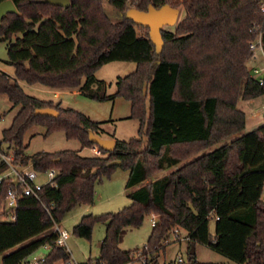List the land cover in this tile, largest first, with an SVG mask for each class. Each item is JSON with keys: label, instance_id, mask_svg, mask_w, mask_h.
Instances as JSON below:
<instances>
[{"label": "trees", "instance_id": "trees-1", "mask_svg": "<svg viewBox=\"0 0 264 264\" xmlns=\"http://www.w3.org/2000/svg\"><path fill=\"white\" fill-rule=\"evenodd\" d=\"M11 1L17 13L2 17L0 40L6 42L5 62L14 67V77L0 70V93L20 108L1 130L0 147L11 150L17 164L57 170L53 185L44 186L33 205L41 212L39 220L59 223L76 205L91 204L95 185L118 166H110L111 161L120 160L119 166L128 169L125 189L131 203L117 212L83 215L73 226L74 235L90 239L93 224H105L99 255L79 264L133 261L136 249L122 250L119 244L128 228L139 227L152 212L157 221L141 249L152 256L145 264L156 263L174 227L187 232L189 252L195 243H204L239 264H264V123L242 133L245 114L237 107L239 99L264 94V83L251 77L247 65L249 43L258 33L264 52V0H69L66 8L45 0ZM150 5L185 8L173 31L161 29L160 52L148 28L125 17L129 8L147 10ZM111 61L136 66L118 77L115 92L107 95L93 88L94 72ZM19 81L78 89L97 101L123 97L130 102V117L139 122L138 136L115 139L113 150L102 149V156L77 150L26 155L24 135L32 126L43 127L44 136L61 130L84 148L94 144L89 132L100 135L102 122L31 96ZM45 107L56 109L58 116L34 113ZM171 167L170 173L151 179ZM4 168L0 165V172ZM11 184L6 179L0 183V218ZM212 217L210 238L206 225ZM43 242L49 250L40 264L70 260L53 238Z\"/></svg>", "mask_w": 264, "mask_h": 264}, {"label": "rangeland", "instance_id": "rangeland-1", "mask_svg": "<svg viewBox=\"0 0 264 264\" xmlns=\"http://www.w3.org/2000/svg\"><path fill=\"white\" fill-rule=\"evenodd\" d=\"M106 9L108 12L110 11L108 5H106ZM112 16L114 18L117 17L115 14H112ZM184 16L185 8L183 5H180L178 7L176 23L171 26L165 25L163 28L173 31L175 25ZM6 59V42L0 40V70L14 77V67L7 64L5 62ZM251 64L252 62L248 61V67ZM135 66L136 64L133 61H111L103 64L94 72L96 81L93 88L107 95L113 94L116 90V79L132 72ZM19 83L24 92L31 96L40 100H51L55 104L58 103L61 108L77 110L93 121L102 122L99 130V134L102 137L109 138L106 136L113 135L117 140H128L138 136L139 122L137 119L130 117V102L123 97L97 101L83 95L78 89L59 90L60 92L54 94L53 89L40 84H28L24 81H19ZM237 107L245 114V126L242 133L252 130L260 122L264 123V94L250 100L239 99ZM19 108L20 105L13 104L9 101L6 94L0 93V138L1 130L10 125L13 115ZM33 131L35 132L32 133ZM42 131L43 129L36 126L25 133L24 139L27 147L24 152L26 155L30 156L37 152L54 153L60 150H77L83 156L92 155L90 147L81 148V143L77 139H67L61 130L53 131L46 136H44V131ZM142 139L145 140V136H142ZM219 145L220 143L213 145L206 151ZM174 169V167H171L159 171L151 179L162 177ZM127 176V168L116 166L108 177H104L101 182L95 185L94 199L91 204L76 205L66 212L60 222L57 223L60 229L68 233L66 245L70 253V260L73 262H83L88 258H96L99 255L100 241L104 236L105 224L95 222L90 239L74 235L72 233L73 226L79 222L83 215L117 212L129 205L131 200L127 197L128 191L125 189ZM27 209L26 212L20 213L15 224L9 223L10 219L8 216L0 218V264H11L14 260H19L16 264H23L25 260L31 261L33 258L44 257L49 250V245L43 242L47 237L42 242L37 241L45 232L34 233L36 225L44 224L39 220L40 210L35 207ZM153 214L157 218V214L152 212L145 216L139 227L128 228L124 234L119 244L120 249H136L132 252L134 260L126 264H145L143 259H137L134 254L137 249H142L146 245L153 226L151 224ZM54 226V223L45 225L48 234L51 233V229ZM180 232L181 235H184L183 230ZM214 233L215 220L212 217L206 225V236L211 238L214 236ZM25 235L28 237L22 238ZM167 237H169V240L159 250L155 264H191L194 260L200 263L239 264L204 243H195L194 255L191 257L189 252L190 245L187 240H174L170 235ZM12 240L15 241L11 242ZM12 245L18 247L20 252L7 258L6 253ZM151 257L150 255L149 258ZM178 257L182 258V263L177 262ZM57 264L63 263L60 261Z\"/></svg>", "mask_w": 264, "mask_h": 264}, {"label": "built area", "instance_id": "built-area-1", "mask_svg": "<svg viewBox=\"0 0 264 264\" xmlns=\"http://www.w3.org/2000/svg\"><path fill=\"white\" fill-rule=\"evenodd\" d=\"M260 12L264 13V3L260 5ZM248 48L250 51L249 61L252 62L249 66L251 77L261 85L264 83V52L261 33L255 35L254 39L249 43ZM90 150L94 156L103 155L102 149L96 144H93ZM0 165L5 167L4 170L0 172V183L5 179L12 183L6 190V196L2 205L3 216H8L10 221H16L20 205L25 204L28 199H34L36 202L39 201V191L46 185H53L57 170L54 168L38 170L32 166V163L27 165L17 164L14 162L12 151L4 147H0ZM156 221V215L153 214L151 224L155 225ZM54 224L55 226L52 234H47L46 237L53 238L57 246H63L68 251L66 245V240L68 238L67 231L60 229L57 223ZM181 230L183 229L174 227L169 235L174 240H187V232L183 230L184 235H181ZM168 240L169 237H166L163 243L166 244ZM134 255L137 259H143L144 262L150 259L149 255H144L141 249H138ZM42 261L43 257L33 258L31 261L25 260L23 264H40ZM177 262L182 263V258L178 257ZM65 264L79 263L68 260ZM92 264L106 263H97L94 261Z\"/></svg>", "mask_w": 264, "mask_h": 264}, {"label": "water", "instance_id": "water-1", "mask_svg": "<svg viewBox=\"0 0 264 264\" xmlns=\"http://www.w3.org/2000/svg\"><path fill=\"white\" fill-rule=\"evenodd\" d=\"M45 1L65 8L70 4L69 0ZM6 13H17V9L11 0H4L0 2V22ZM118 15L120 18L122 17L120 12ZM177 15L178 8L172 7L170 5H163L159 8H155L150 5L148 6L147 10H139L132 7L129 8L125 13V17L132 20L135 25H141L148 28L149 38L155 45L157 52H160L163 46L161 29H163L165 25H174L176 23ZM34 113L36 115H49L53 117H56L59 114V112L52 107L37 108L35 109ZM89 140L106 152H111L114 148L115 140L113 138H105L91 131L89 132ZM120 164V160H114L109 163L110 166H119ZM262 199L264 200V195ZM193 252L194 250L192 249L190 253Z\"/></svg>", "mask_w": 264, "mask_h": 264}, {"label": "crops", "instance_id": "crops-1", "mask_svg": "<svg viewBox=\"0 0 264 264\" xmlns=\"http://www.w3.org/2000/svg\"><path fill=\"white\" fill-rule=\"evenodd\" d=\"M58 92H60L59 90H54V94H57ZM261 124H263V122H260V123H258V124H256V126L254 127V128H256V127H258L259 125H261ZM37 125H35V126H32L29 130H32L33 128H35ZM39 128H41V129H43V131H44V128L43 127H41V126H38ZM253 128V129H254ZM35 131H37V130H35ZM35 131H33L32 133H34ZM42 131V132H43ZM106 137H110V136H106ZM235 137V136H234ZM234 137H232V138H234ZM111 138V137H110ZM113 139L115 140V137H113ZM24 144H26V141H25V139H24ZM197 155H199V154H196V155H194V156H192L191 158H189L190 160L191 159H193L194 157H196ZM188 159V160H189ZM181 164V163H180ZM175 168V167H174ZM139 187V185H137V186H134V187H132V189L131 190H135L136 188H138ZM128 191V190H127ZM35 200L34 199H28L27 201H26V203L25 204H23V206H20L19 207V209H18V212H17V215L19 216L20 215V213L21 212H26L28 209L27 208H31V207H33V205L35 204ZM18 218V217H17ZM17 221V220H16ZM16 221H14V222H12V221H10L9 223L10 224H15L16 223ZM6 224H8V223H6ZM48 224V223H47ZM46 223H44L43 225L42 224H40V225H36L35 226V230H34V233H37V232H41V233H43V232H45V234L44 235H42V236H40L39 237V240H37L38 242L39 241H43L45 238H46V235L48 234L47 233V231H46V229H47V227H45V225H47ZM52 231H53V229H51V233H49V234H52ZM27 238L28 236L27 235H25V236H23L22 238ZM15 240H12L11 242H14ZM33 246H35L34 244H33ZM22 251V250H21ZM18 252H20V249L18 248V247H16L15 245H12L11 246V248L9 249V251H7V253H6V257L7 258H9V257H12V255H15L16 253H18ZM17 261H19V260H14L13 262H11V264H14V263H17ZM80 263V262H79Z\"/></svg>", "mask_w": 264, "mask_h": 264}]
</instances>
